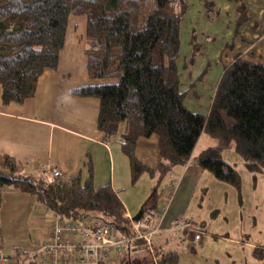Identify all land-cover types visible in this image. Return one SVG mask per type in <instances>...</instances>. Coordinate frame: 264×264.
<instances>
[{"label":"trees","instance_id":"obj_1","mask_svg":"<svg viewBox=\"0 0 264 264\" xmlns=\"http://www.w3.org/2000/svg\"><path fill=\"white\" fill-rule=\"evenodd\" d=\"M183 13L182 0H0L2 105H21L34 96L43 72L57 69L69 17L83 16L87 76L116 82L81 87L72 95L99 102L96 127L104 139L116 135L124 124L120 149L132 184L143 173H152L135 151L139 140L153 136L168 166L186 164L206 133L221 147L233 149L254 179L264 176V64L234 56L222 68L207 116L188 112L182 106L184 92L178 89L175 65ZM237 15L235 34L250 18L243 4H238ZM197 165L217 181L240 189L236 170L218 149L202 151ZM3 189L28 195L51 214L90 230L110 227L132 236L120 200L108 185L94 188L90 175L83 178L77 173L47 184L39 176L21 174L14 159L4 155L0 208ZM139 249L148 251L142 241L125 247L117 264H128L130 253ZM154 252L157 264H178L175 251ZM253 254L264 257L257 248ZM148 260L141 258L143 264H152Z\"/></svg>","mask_w":264,"mask_h":264},{"label":"rangeland","instance_id":"obj_2","mask_svg":"<svg viewBox=\"0 0 264 264\" xmlns=\"http://www.w3.org/2000/svg\"><path fill=\"white\" fill-rule=\"evenodd\" d=\"M182 2L184 13L179 25V50L175 63L179 78L178 89L184 92L182 106L185 110L207 116L220 80L218 76L221 67L230 63L236 55L253 63L264 64V0L258 2L257 0H182ZM238 4L244 5L246 14L250 18L242 24L238 34H235ZM253 23L254 28H252ZM84 26L83 16H71L67 24L70 32L68 38H71L72 32L83 33L81 31ZM194 48L197 51H194ZM96 82H103L100 85H110L116 81ZM208 148L218 149L223 160L236 170L240 178V189L217 181L211 174L204 172L197 185L189 214L196 220L199 218L203 222H208L212 237L203 243L191 244L188 252L178 250L180 264H209L213 258H216L219 264H231L234 260L236 264H244L245 254L247 252L249 254L250 250L247 251L243 245L233 246L234 244L229 242L242 238L249 240L253 247L262 251L260 247L263 244L261 223L264 221V176L257 175L253 182L233 149L221 147L219 141L210 138L206 133L200 136L195 146L189 160V169L198 166V156ZM184 165H173L169 174H167L169 171H159V168L152 170L151 175L154 176L155 173L158 175L157 171H159L160 177L151 180L146 174L147 180L144 182L142 180L141 188H138L141 192L139 197L142 192L145 194L149 189L154 188L167 197L169 195L168 189H165L167 182L170 179L176 181ZM187 167L188 165L184 167V171ZM175 184L173 182V186H176ZM9 191L3 189L5 200L0 208V254L5 257H11L13 249H18L22 253L30 251L32 246L43 240L50 222L49 215H46L43 223L37 222L36 216L25 217L34 211L32 197L25 194L20 198L12 197ZM127 193L131 194L129 189ZM199 195L200 203H198ZM124 202L128 212L133 216L139 212L132 196L130 200ZM216 211L218 215L214 216ZM44 214L40 213L39 217L43 218ZM221 234H224L228 240L220 238ZM136 255L148 257L149 253L139 249ZM129 259L128 264H133L136 257L133 255ZM254 263L264 264V260Z\"/></svg>","mask_w":264,"mask_h":264},{"label":"crops","instance_id":"obj_3","mask_svg":"<svg viewBox=\"0 0 264 264\" xmlns=\"http://www.w3.org/2000/svg\"><path fill=\"white\" fill-rule=\"evenodd\" d=\"M81 32L83 33L72 32L71 38H68L70 32L66 29L57 69L43 72L38 79L36 91L32 98L27 99L21 105L11 103L4 106L1 103L0 90V156L5 155L14 159L20 168L21 174L25 176L40 177L41 171L48 167L59 168L63 174V180H68L77 173H80L83 178L90 175L94 188L110 186L122 203L126 218L133 219L138 214L137 212L133 216L124 204V201L130 200L131 196L134 198L139 211L158 212L162 208H166L160 223V232L152 239V245H154L152 247L161 252L168 250L175 251L177 254L178 250L188 252V248L192 246L190 243L191 237L186 235L182 242L176 241L175 233L170 230V226L179 217L191 218L195 225L205 232L204 237L197 244L203 243L212 237L208 222H203L199 218L196 220L189 214L197 185L204 172L207 173V171L202 170L199 166L189 169L190 164L188 161L182 166L183 170L179 173L180 176L177 180L170 179L167 182V188L165 189H168V192L173 189L174 192L170 201L166 204H163L166 197L157 188L149 189L150 192L148 190L145 194L142 192V197H139L141 192L138 188H141L142 180L143 182L147 180L145 178L146 174L150 180L155 177L159 178V171L162 168L169 171L167 173L169 174L170 171L172 172V166H168L167 162L160 158L156 137L141 139L138 141L135 151L137 159L151 171L158 168L159 171H157L158 175L155 173L154 176L145 172L134 184L131 183L129 164L120 149L124 124L119 127L116 135L104 139L103 134L96 127L99 102L96 99L78 98L72 95V91L75 89L103 83L90 80L87 76L84 53L86 47L85 26ZM222 70L221 67L218 77H221ZM187 165L188 167L184 171V167ZM249 176L254 182L255 179L250 173ZM173 182L176 183V186H173ZM128 189L131 194L127 193ZM6 190H10L9 193L12 197L17 196L20 198L21 195H24L16 190ZM203 192L201 191V193ZM200 195L198 203H200ZM31 199L34 204V211L28 213L29 216L25 217L31 216L34 218L36 216V221L41 223L45 220L46 215H49L50 218L51 213L45 207L37 204L33 198ZM21 203L23 202L21 201ZM42 212L45 213L43 218L39 217ZM217 215L218 211L214 216ZM261 225L263 244L258 247L262 248L264 252V221ZM49 228L50 223L43 239L49 232ZM220 238L228 240L224 234H221ZM225 243L227 242L225 241ZM231 243L234 244L233 246L243 245L247 251L250 250L249 254L248 252L245 254L246 262H243L244 264H255V261L264 260L254 257L255 247L249 240L241 238L229 242V244ZM133 251L130 253V256L134 255L136 257L133 264H143L139 258L144 257H137V251ZM147 256L151 261V256ZM178 259V264H180V258ZM209 264H219V262L216 258H213ZM231 264H236V261H232Z\"/></svg>","mask_w":264,"mask_h":264},{"label":"built area","instance_id":"obj_4","mask_svg":"<svg viewBox=\"0 0 264 264\" xmlns=\"http://www.w3.org/2000/svg\"><path fill=\"white\" fill-rule=\"evenodd\" d=\"M62 176L57 167L45 168L40 173V178L47 184H52ZM173 192L170 189L165 204L170 201ZM165 210L143 212L138 221L125 217L129 221L132 236L121 235L110 227L90 230L76 220H66L59 214H51L49 232L41 242L32 246L30 251H18L12 253L11 257L0 254V264H116L125 247L136 241L145 244L152 264H157L158 257L153 251L152 239L160 232ZM170 230L175 233L178 242H182L186 235H191L192 245H196L205 235L191 218H177Z\"/></svg>","mask_w":264,"mask_h":264},{"label":"water","instance_id":"obj_5","mask_svg":"<svg viewBox=\"0 0 264 264\" xmlns=\"http://www.w3.org/2000/svg\"><path fill=\"white\" fill-rule=\"evenodd\" d=\"M143 211H139L138 214L132 219L133 221H138L141 217Z\"/></svg>","mask_w":264,"mask_h":264}]
</instances>
